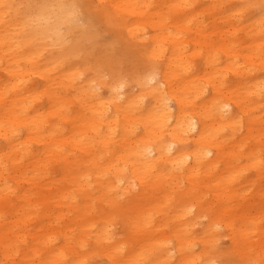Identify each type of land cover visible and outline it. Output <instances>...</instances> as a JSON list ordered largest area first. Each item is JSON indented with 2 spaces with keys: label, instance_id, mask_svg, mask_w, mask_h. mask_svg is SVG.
Masks as SVG:
<instances>
[{
  "label": "bare ground",
  "instance_id": "bare-ground-1",
  "mask_svg": "<svg viewBox=\"0 0 264 264\" xmlns=\"http://www.w3.org/2000/svg\"><path fill=\"white\" fill-rule=\"evenodd\" d=\"M6 2L13 8L0 21V261L261 259L259 18L241 23L221 0ZM37 2L93 5L131 66L120 68L59 9L34 16L27 6ZM133 184L138 191L117 201L114 193ZM221 236L229 241L223 250Z\"/></svg>",
  "mask_w": 264,
  "mask_h": 264
},
{
  "label": "snow or ice",
  "instance_id": "snow-or-ice-1",
  "mask_svg": "<svg viewBox=\"0 0 264 264\" xmlns=\"http://www.w3.org/2000/svg\"><path fill=\"white\" fill-rule=\"evenodd\" d=\"M31 9L34 16L38 18H44L48 12L53 9H59L60 13L64 17L65 21L69 25L79 26L84 30L86 34H93L90 25L88 23V19L90 17L95 16V12L93 11L94 6L86 3H58L56 5H51L46 2H37L35 4H31L27 6ZM13 5L10 2H6V0H0V21L6 22L9 13L11 12ZM95 8H99V6H95ZM238 20L243 23L245 19H252L253 17H258L260 20V28L264 31V0H259V3H254L252 0H246V2L238 3L231 5L228 9ZM155 75V70L153 72ZM155 86V85H153ZM121 88L123 85L120 86ZM262 91H264V84L261 85ZM143 97H140L137 103H142ZM259 167L264 172V151L260 154ZM154 159V157L152 158ZM241 173H237L236 175H240ZM233 179L235 177H232ZM124 182L121 181V184ZM261 203L264 204V176L261 178ZM184 187H187L185 184ZM136 189L133 184L132 187L122 188L120 191L114 193L117 198V201H124L130 199L132 195L135 194ZM119 213V205L115 209ZM208 217L205 216V219ZM0 264H4L3 261H0ZM16 264H31V261L23 260L17 261ZM83 264V262H82ZM213 264H230L227 260L213 261ZM246 264H264V251L261 252V259L259 260H248Z\"/></svg>",
  "mask_w": 264,
  "mask_h": 264
},
{
  "label": "rangeland",
  "instance_id": "rangeland-1",
  "mask_svg": "<svg viewBox=\"0 0 264 264\" xmlns=\"http://www.w3.org/2000/svg\"><path fill=\"white\" fill-rule=\"evenodd\" d=\"M205 3H207V0H195V5L197 6H203ZM238 0H221V5L223 7H230L231 5L238 4ZM91 20V30L96 35V48H105L110 49L112 55L119 60L120 62V68H124L126 66H131L132 64V56L130 53L126 52L123 49V43L119 41L116 37V34L112 32V30L109 29H103L102 24L99 23L98 19L96 17H93ZM253 172V171H252ZM253 173L251 171H246L245 177L251 178L253 177ZM205 218L202 219L204 221ZM197 227V226H196ZM222 237V236H221ZM227 241V242H226ZM228 244V245H227ZM217 246L219 249L223 250L224 248H227L229 246V241L227 237H222L219 239V242H217ZM227 245V246H226ZM95 261H100L99 259H96Z\"/></svg>",
  "mask_w": 264,
  "mask_h": 264
}]
</instances>
